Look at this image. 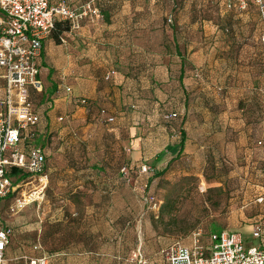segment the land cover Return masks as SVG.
<instances>
[{"label":"crops","instance_id":"crops-1","mask_svg":"<svg viewBox=\"0 0 264 264\" xmlns=\"http://www.w3.org/2000/svg\"><path fill=\"white\" fill-rule=\"evenodd\" d=\"M61 1L77 8L89 0L49 3ZM94 2L98 21L85 20L77 30L61 32L58 41L50 33L42 39L41 91L28 89L40 115L35 140L44 141L50 195L67 193L55 213L82 214L81 221L106 216L152 235L156 212L136 187L138 167H150L138 179L148 182L152 194L149 185L160 177L154 173L183 158L229 165L230 175L246 181L248 204L264 207L256 201L264 197V47L239 48L220 37L214 46L189 49L182 33L170 30V0ZM172 112L177 116L171 120L162 117ZM125 164L135 168L130 181L112 168ZM44 198L45 204L49 192ZM8 202L0 199V213H7ZM37 244L32 248L40 254ZM74 244L72 238L60 243L62 261L73 259ZM7 246V263L15 264L10 259L21 250ZM158 250L142 252L149 264H161Z\"/></svg>","mask_w":264,"mask_h":264},{"label":"rangeland","instance_id":"rangeland-1","mask_svg":"<svg viewBox=\"0 0 264 264\" xmlns=\"http://www.w3.org/2000/svg\"><path fill=\"white\" fill-rule=\"evenodd\" d=\"M167 21L170 30L182 33L189 49L214 46L221 41L220 37L229 39L239 48L264 47L259 14L253 5L240 9L226 7L224 0H170ZM35 142L44 144L43 140ZM121 167L112 168L119 170ZM230 169L229 165L186 158L168 167L149 189L161 202L171 200L174 203L172 215L175 219L170 224L159 225L157 230L153 228L156 233L146 237L143 226L115 225L107 221L106 216L102 221H81L82 214L55 213L54 209L62 204L60 196L67 193H57L59 197L54 199L48 189V179L45 194L49 192L51 199L45 204L44 198L13 215L5 204L7 213H0V216L11 230L7 247L10 251L37 254L32 244L39 243V252L49 255V264H137L139 251L150 252L149 255L174 240L187 242L190 230L195 227L204 230V240L212 230L238 229L245 241L255 243L252 227L255 220H264V212H260L264 207L254 209L248 204L245 179L230 175ZM259 197H262L260 201ZM256 201L262 202L264 197L258 196ZM66 238H72L79 245H73L76 249L73 259L62 261L64 255L60 257L56 252L63 247L60 243Z\"/></svg>","mask_w":264,"mask_h":264},{"label":"built area","instance_id":"built-area-1","mask_svg":"<svg viewBox=\"0 0 264 264\" xmlns=\"http://www.w3.org/2000/svg\"><path fill=\"white\" fill-rule=\"evenodd\" d=\"M226 7L246 8L256 6L264 42V0H224ZM101 18V10L94 0L77 8L64 2L50 4L49 0H0V199H9L8 210L16 213L25 206L43 200L48 184L45 171V152L35 143L40 115L33 109L28 89L41 91L42 83L37 74L41 59L42 39L50 33L54 21L65 20L70 30H77L83 21L95 23ZM66 91L69 88H65ZM72 102L86 104L81 97ZM100 113L107 121L105 110ZM176 116L165 114L164 118ZM261 143V142H258ZM16 169V174H10ZM131 164L120 168L123 178L131 180L134 170ZM150 167H138L136 187L142 193V201L150 211L157 212L161 201L147 191L148 183L138 177L149 173ZM262 197L258 198L260 201ZM260 219L255 220L252 236L257 242L245 241L238 229H217L207 233L201 227L191 229L188 241L174 240L160 246L161 264H264V230ZM11 230L0 226V264H8L4 251L10 242ZM33 248L38 244H33ZM10 260L15 264H49V255L19 253ZM137 264H149L142 252L136 254Z\"/></svg>","mask_w":264,"mask_h":264},{"label":"trees","instance_id":"trees-1","mask_svg":"<svg viewBox=\"0 0 264 264\" xmlns=\"http://www.w3.org/2000/svg\"><path fill=\"white\" fill-rule=\"evenodd\" d=\"M258 14H259V12H258ZM66 30H69V23L67 21H65V20H56L53 23V26H52V28L50 30V34H51L52 38L55 41H58L59 40V35L61 34V32L66 31ZM262 43H264V42H262ZM172 113H176V112H172ZM165 114H171V113H164L162 115L163 118H164ZM176 116H177V113H176ZM176 116H170V118H168V119L164 118V119L169 121V120H171L172 118H174ZM164 172H165V169L154 173V175L156 177H159ZM10 174H12V176L15 175L16 174V169H11ZM174 206L175 205H174V203L171 200H164L163 202H161L160 207H159V209L157 211V214L151 218V223H152V226H153L154 229L157 230L159 225L170 224V222L175 219L174 216L172 215V211L174 210ZM165 216H167V219L165 218ZM10 240H11V236H10Z\"/></svg>","mask_w":264,"mask_h":264}]
</instances>
